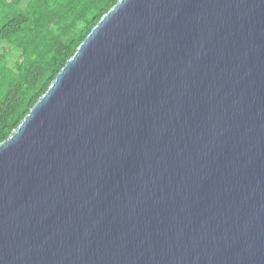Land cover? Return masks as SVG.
<instances>
[{"label": "water", "instance_id": "obj_1", "mask_svg": "<svg viewBox=\"0 0 264 264\" xmlns=\"http://www.w3.org/2000/svg\"><path fill=\"white\" fill-rule=\"evenodd\" d=\"M0 264H264V0H120L0 144Z\"/></svg>", "mask_w": 264, "mask_h": 264}, {"label": "trees", "instance_id": "obj_2", "mask_svg": "<svg viewBox=\"0 0 264 264\" xmlns=\"http://www.w3.org/2000/svg\"><path fill=\"white\" fill-rule=\"evenodd\" d=\"M120 0H0V144Z\"/></svg>", "mask_w": 264, "mask_h": 264}]
</instances>
